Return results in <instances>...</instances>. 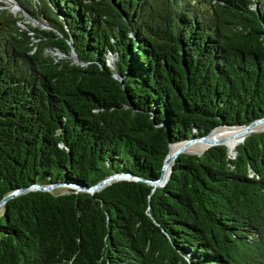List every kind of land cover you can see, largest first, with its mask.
<instances>
[{
	"label": "trees",
	"instance_id": "1",
	"mask_svg": "<svg viewBox=\"0 0 264 264\" xmlns=\"http://www.w3.org/2000/svg\"><path fill=\"white\" fill-rule=\"evenodd\" d=\"M12 1L0 201L25 191L1 206L0 264H264V131L150 184L170 146L264 117V0ZM118 174L137 179L86 191Z\"/></svg>",
	"mask_w": 264,
	"mask_h": 264
},
{
	"label": "water",
	"instance_id": "2",
	"mask_svg": "<svg viewBox=\"0 0 264 264\" xmlns=\"http://www.w3.org/2000/svg\"><path fill=\"white\" fill-rule=\"evenodd\" d=\"M264 122V117L261 118V119H258L254 122H252L251 124L247 125V126H244L242 127L243 128V131H242V134L245 135V136H248L249 134L251 133H255L254 132V129L253 127L259 123H262ZM208 136V135H207ZM207 136H204V137H200V138H194V139H191V140H188L184 143H181L182 145L180 147H178L176 149V151L170 155V148H169V152L164 160V163H163V166H162V169H161V174H160V177L153 181V182H150V184L156 188V187H160L159 184L161 183L162 181V176H163V171L165 168H168L169 169V173H170V163L181 153H188L185 151L186 147L188 145H191L195 142H208L207 141ZM245 138V137H244ZM244 138L242 139V141L244 140ZM241 141V142H242ZM240 142V143H241ZM210 144V147L211 146H217V145H225V143L223 142H220V141H216V142H213V143H209ZM230 153V152H229ZM123 179H126V180H136L137 178L135 177H132L130 175H127V174H118V175H112L108 178H105L103 179L101 182L97 183L96 185L92 186L91 188H88L86 189V191H88L89 193H93L95 191H98L100 189H102L104 186L110 184L112 181H115V180H123ZM51 188H53V186H47V187H42V186H38V185H35V186H32V189L33 190H40V191H48L50 190ZM79 190H84V188H81V187H78ZM25 191V189H20V190H16L12 193H10L9 195L5 196L1 201H0V207L8 200H10L11 198L23 193Z\"/></svg>",
	"mask_w": 264,
	"mask_h": 264
},
{
	"label": "bare ground",
	"instance_id": "3",
	"mask_svg": "<svg viewBox=\"0 0 264 264\" xmlns=\"http://www.w3.org/2000/svg\"><path fill=\"white\" fill-rule=\"evenodd\" d=\"M253 129L255 132H259V131L264 130V122L255 125L253 127ZM223 131H221L219 133H217V132L212 133L211 132L207 136L208 142H195L191 145H188L186 147L185 151L189 152V153H198V152L210 147L209 143L220 141V142L225 143V145L227 146L230 153L234 152V149L237 146V144L240 143L242 141V139L245 137V135L242 134L243 128L242 127H235V128H230L228 130H225L224 132ZM181 145L182 144L172 146L170 148V155L173 154L176 151V149L178 147H180ZM168 172H169V169L165 168L163 171L162 182H165L167 180Z\"/></svg>",
	"mask_w": 264,
	"mask_h": 264
},
{
	"label": "rangeland",
	"instance_id": "4",
	"mask_svg": "<svg viewBox=\"0 0 264 264\" xmlns=\"http://www.w3.org/2000/svg\"><path fill=\"white\" fill-rule=\"evenodd\" d=\"M6 5V6H10V11L12 12V13H17V12H19L20 11V9H19V7H17L16 6V4H14L13 3V1L12 0H0V5ZM25 23L27 24V25H36L37 23H35L34 21H32V20H26L25 21ZM32 23H34V24H32ZM228 129H230L229 127H221V128H218V129H216V130H214L213 132H217V133H219V132H221V131H225V130H228ZM223 131V132H224ZM264 130H262V131H259V132H255V133H260V132H263ZM212 132V133H213ZM246 137V136H245ZM239 144V143H238ZM237 144V145H238ZM209 148V147H208ZM207 149V148H206ZM206 149H204V150H202V151H200V152H198V153H191V154H201V153H203ZM189 153V152H188ZM230 155H234V152H232V153H230ZM168 176H169V172H168ZM167 179H168V177H167ZM167 181V180H166ZM166 181L165 182H162L161 181V183L159 184V186L161 187V186H163L165 183H166ZM0 209H1V207H0Z\"/></svg>",
	"mask_w": 264,
	"mask_h": 264
}]
</instances>
